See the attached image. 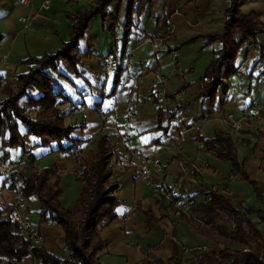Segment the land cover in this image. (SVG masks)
I'll return each instance as SVG.
<instances>
[{"label":"crops","instance_id":"1","mask_svg":"<svg viewBox=\"0 0 264 264\" xmlns=\"http://www.w3.org/2000/svg\"><path fill=\"white\" fill-rule=\"evenodd\" d=\"M42 2L0 0V58L6 57L0 61V77L12 74V78L23 71L21 60L27 56L57 51L70 38L74 15L94 0H50L45 10L40 8ZM225 6L226 0H152L130 9L128 0L110 2L104 16L89 20L79 40L76 65L61 61L51 72L68 99L60 106L64 122L75 125L74 135L84 139L78 145L80 152H59L55 141L36 145L26 126L18 123L26 153L19 146L9 148L7 161L17 165L15 172L25 169L28 155L33 157V169L27 167V174L55 169L62 190L59 200L72 211L83 185L76 176L89 170L104 135L115 153L122 155L126 148H134L158 162L163 172L155 182L167 185L178 178L182 197L194 204L205 198L208 189L233 195L251 210V219L257 224L262 204L253 185L264 195V0H240V11L253 13L260 25L255 38L237 51L235 72L226 77L218 74L222 79L214 86L211 104L208 97L200 95L201 83L220 44L206 41L222 30ZM23 16L28 17V23L20 20ZM165 32L170 34L167 46L178 52L176 62L169 50H155L154 43L145 41ZM109 51L129 56V65L122 61L116 72L106 74L102 57ZM159 89L167 98L154 93ZM81 105L83 109H79ZM128 108L133 112L131 120L126 118ZM159 109L175 115L172 127L165 132L156 128ZM101 112L113 113L116 127L102 119ZM233 122L241 123L237 132L232 130ZM118 128L128 132L125 142L115 137ZM215 134L232 137L246 177L233 175L230 161L204 148L203 141ZM1 151L0 145V155ZM107 182L118 204L116 217L97 226L106 243L97 253L101 264H141L142 260L167 264L174 252L189 261L217 254L224 247L212 243L185 221L182 212L152 193L136 170L115 163ZM11 202L9 183L0 175V203ZM24 206L44 237L41 246L56 256L62 246L68 255L61 226H52L41 217L40 201L31 195ZM183 213L192 215L191 210ZM198 221L203 224L206 218L201 216ZM17 264H32L31 254Z\"/></svg>","mask_w":264,"mask_h":264},{"label":"trees","instance_id":"2","mask_svg":"<svg viewBox=\"0 0 264 264\" xmlns=\"http://www.w3.org/2000/svg\"><path fill=\"white\" fill-rule=\"evenodd\" d=\"M112 1L94 0L90 7L74 15L70 38L57 51L41 57L27 56L21 60L25 69L15 72L11 80L4 79L5 83L1 86L4 95L0 99V162L7 161L12 146H19L22 153H26L18 123L26 126L27 133L36 139V145L44 146L55 141L59 152L75 154L74 148L84 142V139L74 135L76 126L64 122L65 114L60 106L68 99L51 72L57 69L61 61L76 65L79 40L89 20L96 15L104 16L106 6ZM150 1L128 0V5L131 9L134 4ZM239 8L240 0H226L222 30L215 36L207 37V44L214 41L220 44L201 83L200 95L208 97L211 104L218 74L226 77L235 72L237 51L247 40L255 38L260 25L253 13H243ZM221 68H224L223 73ZM174 118L173 113L159 109L156 128L167 131L172 127L171 120ZM203 144L206 150L214 151L219 159L231 162L233 175L246 177L231 136L215 134L205 139ZM121 156L111 150L105 136L101 135L93 164L88 171L83 170L76 176L83 185L70 211L59 200L62 190L55 169L49 167L27 174V167L33 169V157L28 155L29 163L25 169L13 175L21 180L25 197L34 195L40 201L41 217L61 226L68 255L60 258L49 253L43 246L29 248V243L19 234V226L6 218L0 203V264L11 260L19 262L28 254L37 258L40 264H101L97 253L106 243L99 237L97 226L104 220L116 217L114 208L118 204L114 196L109 197L112 188L108 191L104 184ZM253 190L262 204L256 214L257 224L251 219V210L233 195L213 189L205 190V198L191 206L192 215L182 212L181 216L212 243L224 247L217 254H203L189 261L174 252L167 264H264V195L255 185ZM201 216L206 218L203 224L198 221ZM259 225L263 228H259ZM141 264L164 263L142 260Z\"/></svg>","mask_w":264,"mask_h":264},{"label":"built area","instance_id":"3","mask_svg":"<svg viewBox=\"0 0 264 264\" xmlns=\"http://www.w3.org/2000/svg\"><path fill=\"white\" fill-rule=\"evenodd\" d=\"M20 3L27 4L29 0H17ZM50 0H43L41 3V9H48ZM22 22L28 23V17L23 16L20 18ZM169 32L162 34H154L151 38H146V40H152L153 38H158V44L155 45V50L157 48H163L169 50L170 55L172 56L173 62L177 61L178 52L172 49H169L167 46V40L169 38ZM153 43V42H152ZM6 59L5 56L0 58L1 62H4ZM125 62L126 65H129L130 57L129 56H118L115 52L109 51L102 57V69L106 74L114 73L118 70L120 62ZM221 80V76L218 77ZM5 83L4 78L0 77V86H3ZM154 93L161 97L165 98V93L163 90H155ZM84 106L81 105L79 109H83ZM100 116L104 120H109L111 125L116 127L115 117L113 113L101 112ZM127 120L133 118V112L130 108L126 112ZM241 128L240 122L232 123V130L237 132ZM115 137L119 142H125L129 139L128 132L123 129H116ZM75 154L80 152L79 146L74 148ZM118 166L126 169H134L138 172V175L142 177L145 183L149 186L150 191L154 194H157L165 202L171 204L179 212H187L190 210L191 206L194 204V201L189 198H184L181 195L182 183L178 178H174L170 184H162L155 182L154 178L162 174V166L154 161L150 156L140 154L134 148H126L117 161ZM16 164L9 161L0 162V175L6 178L9 183V192L12 197V202L9 204H2V208L5 211L6 218L11 222L19 226V234L23 237L28 243L29 248L33 246H41L44 243V237L42 234L33 226L31 221L28 218V210L24 206L25 194L22 182L19 178L14 177L13 173L15 172ZM38 172V171H35ZM106 190L109 191L111 188L110 184L106 182L104 184ZM113 191L109 192V197H112ZM50 225H55L53 221H49ZM6 264H16V261L11 260ZM32 264H40V261L32 256Z\"/></svg>","mask_w":264,"mask_h":264},{"label":"rangeland","instance_id":"4","mask_svg":"<svg viewBox=\"0 0 264 264\" xmlns=\"http://www.w3.org/2000/svg\"><path fill=\"white\" fill-rule=\"evenodd\" d=\"M147 38H151V36L149 37H147ZM145 41H147V42H149L151 45H152V42L155 44V45H157L158 44V38H153L152 40H146L145 39ZM178 59V58H177ZM173 60V59H172ZM11 76H12V74H8V75H6V76H4V78H5V80H11L12 78H11ZM3 93H2V90H1V88H0V99L3 97ZM61 108V107H60ZM32 114H34V112H32ZM36 171V170H35ZM56 254L59 256V257H62V258H64V257H66L67 256V253L65 252V250L63 249V247L62 246H59L58 248H57V252H56ZM18 262H16V264H17Z\"/></svg>","mask_w":264,"mask_h":264},{"label":"snow or ice","instance_id":"5","mask_svg":"<svg viewBox=\"0 0 264 264\" xmlns=\"http://www.w3.org/2000/svg\"><path fill=\"white\" fill-rule=\"evenodd\" d=\"M145 142H146V138H145Z\"/></svg>","mask_w":264,"mask_h":264}]
</instances>
